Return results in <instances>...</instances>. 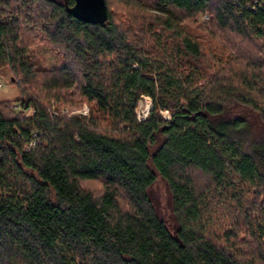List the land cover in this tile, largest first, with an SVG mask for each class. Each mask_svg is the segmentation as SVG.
I'll list each match as a JSON object with an SVG mask.
<instances>
[{"label": "trees", "instance_id": "trees-1", "mask_svg": "<svg viewBox=\"0 0 264 264\" xmlns=\"http://www.w3.org/2000/svg\"><path fill=\"white\" fill-rule=\"evenodd\" d=\"M104 1L0 0V264H264V0Z\"/></svg>", "mask_w": 264, "mask_h": 264}, {"label": "rangeland", "instance_id": "rangeland-1", "mask_svg": "<svg viewBox=\"0 0 264 264\" xmlns=\"http://www.w3.org/2000/svg\"><path fill=\"white\" fill-rule=\"evenodd\" d=\"M113 7H114L113 8L114 10L118 11L115 13L120 19H124L125 15L129 13L130 11L129 8H126L124 4H121V3L118 5L114 3ZM145 14H144L145 18L153 19L152 16L149 15L150 14L149 12L145 11ZM208 20H209L208 12H202L196 16L197 24H205L207 23ZM204 47L206 49V53L208 54V51L210 48L209 43L205 41ZM31 55L34 56L36 66L40 67L41 69L59 67L63 63L58 53H56L55 51L46 50L44 46L41 44H37L31 49ZM0 82H1L0 101H10L14 103L15 101L21 99L22 95L17 85V80H15V76L11 73V71L7 67H3L0 69ZM49 108L50 110L55 111L54 109H56L57 106L55 103L50 102ZM151 108H152L151 98L148 96H141L137 102V107L135 109L136 118H137V113L141 117L142 114H144V111L148 110L147 116H146L147 118ZM57 110H56L57 111L56 113H60V114L66 113L68 114V116L76 115V114L87 116L89 113V107L85 102L82 103L80 107L61 106V107H58ZM31 114H32V109H28L23 112L24 117L31 115ZM160 115L165 119H167V116L170 117V113L168 111H161ZM196 175L198 174L196 173ZM199 177L200 179L203 178L201 175ZM157 191H158L160 198L164 200L166 196L164 187L163 186L158 187ZM216 233H220V232L217 231Z\"/></svg>", "mask_w": 264, "mask_h": 264}, {"label": "water", "instance_id": "water-1", "mask_svg": "<svg viewBox=\"0 0 264 264\" xmlns=\"http://www.w3.org/2000/svg\"><path fill=\"white\" fill-rule=\"evenodd\" d=\"M66 11L74 18L89 24H103L107 18V7L104 0H74Z\"/></svg>", "mask_w": 264, "mask_h": 264}, {"label": "built area", "instance_id": "built-area-1", "mask_svg": "<svg viewBox=\"0 0 264 264\" xmlns=\"http://www.w3.org/2000/svg\"><path fill=\"white\" fill-rule=\"evenodd\" d=\"M0 88H1V82H0ZM147 111H148V110L144 111V114H142L141 117H140L139 114L137 113V119H138L139 121L146 119ZM168 118H169V116H167V119H168Z\"/></svg>", "mask_w": 264, "mask_h": 264}]
</instances>
